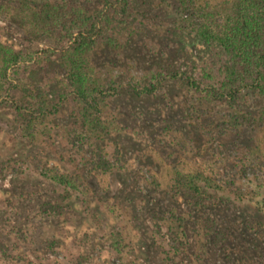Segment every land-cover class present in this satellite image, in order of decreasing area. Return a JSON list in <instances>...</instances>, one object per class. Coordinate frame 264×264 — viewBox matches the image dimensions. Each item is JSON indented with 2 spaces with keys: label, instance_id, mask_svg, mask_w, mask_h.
Returning <instances> with one entry per match:
<instances>
[{
  "label": "rangeland",
  "instance_id": "obj_1",
  "mask_svg": "<svg viewBox=\"0 0 264 264\" xmlns=\"http://www.w3.org/2000/svg\"><path fill=\"white\" fill-rule=\"evenodd\" d=\"M28 1L0 0L6 9L0 13V41L14 48L52 45L22 11L49 0ZM73 1L89 11L105 2ZM189 1L132 0L144 29L123 38L118 48L96 51L99 76L121 83L106 101L115 131L104 138L119 169L88 175L87 212L75 193L62 215L39 211L43 201L59 202L61 190L33 173L31 161L73 172V156L58 139L29 142L10 104L0 102V243L8 255L6 261L0 254V264H67L82 257L87 264H264V168L258 156L264 95L249 92L245 104L229 105L204 99L177 77L162 79L148 95L124 84L129 77L149 84L159 73H192L204 50L194 36L197 11L224 14L234 0H194L190 20L181 14ZM72 120L69 107H62L59 126ZM242 150L251 163L245 170ZM201 162L203 172L219 168L229 183V189L204 187L213 195L204 205L194 204L198 196L175 182L176 174Z\"/></svg>",
  "mask_w": 264,
  "mask_h": 264
},
{
  "label": "trees",
  "instance_id": "obj_2",
  "mask_svg": "<svg viewBox=\"0 0 264 264\" xmlns=\"http://www.w3.org/2000/svg\"><path fill=\"white\" fill-rule=\"evenodd\" d=\"M11 1L29 4L28 0ZM193 2L190 0L183 5L181 11L189 15L185 17L189 20L196 11L192 9ZM2 11L6 9L0 2V13ZM22 11L31 14L34 32L51 37L52 45L38 49L14 48L0 41V102L10 104L20 132L29 142L58 139L69 146L73 156L69 160L73 172L55 167L40 168L31 161L33 173L61 190L59 202L43 201L39 211L60 216L70 208L68 200L75 193L81 195L83 209L87 212L91 196L86 183L88 175H109L119 169L118 158L110 159L104 138L115 131L106 101L117 93L121 83L116 84L112 76L100 77L93 58L99 55L98 50L103 52L122 46L123 38L141 32L145 25L134 18L132 0H105L99 9L92 11L73 0H49L37 9L30 7L31 12ZM197 14L194 36L204 50L191 74L159 73L149 84L129 77L124 84L136 94L148 95L161 87L162 79L177 77L204 99L229 105L245 104L249 92L264 95V0H234L224 14H216L208 8ZM66 105L73 120L60 127L57 115ZM262 115L264 120V111ZM261 149L259 164L264 168V146ZM242 151V170H245L251 163L246 158L247 151ZM199 164L201 166L176 174L175 182L198 196L194 204L204 205L213 198L204 187L229 189V183L223 179L224 173L219 168L203 172L202 162ZM262 182L264 184V180ZM230 193L242 199L234 191ZM92 216L95 218L94 214ZM155 218L160 217L155 214ZM221 233L220 239L224 234ZM171 235L178 237L175 231ZM0 254L8 260L1 243ZM67 264L87 262L82 257Z\"/></svg>",
  "mask_w": 264,
  "mask_h": 264
}]
</instances>
